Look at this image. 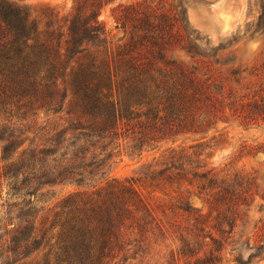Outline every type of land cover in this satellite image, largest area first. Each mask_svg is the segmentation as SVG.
<instances>
[{"label": "rangeland", "instance_id": "rangeland-1", "mask_svg": "<svg viewBox=\"0 0 264 264\" xmlns=\"http://www.w3.org/2000/svg\"><path fill=\"white\" fill-rule=\"evenodd\" d=\"M6 1L24 7L39 30L52 24L65 32L60 41L70 38L78 0ZM90 1L104 33L80 41L91 51L127 48L128 58L173 63L189 85L191 126L160 137L124 127L79 148L69 135L54 144L49 131L33 141L36 127L70 122L82 108L73 54L64 60L59 112L0 94V264H84L85 254L61 255L64 203L112 183L137 196L116 264H264V0ZM35 148L55 154L31 161ZM96 160L102 166L93 172ZM59 163L62 172H53Z\"/></svg>", "mask_w": 264, "mask_h": 264}, {"label": "trees", "instance_id": "trees-1", "mask_svg": "<svg viewBox=\"0 0 264 264\" xmlns=\"http://www.w3.org/2000/svg\"><path fill=\"white\" fill-rule=\"evenodd\" d=\"M95 9V1L78 0L76 15L67 27L70 38L62 42L65 32L59 34L52 24L39 30L24 7L0 0V94L3 97L21 96L30 103L50 102L55 106L52 110L59 112L55 108L62 93L61 85L65 83L62 78L69 68L64 60L71 54V58L77 55V67L71 72L72 90L81 99L77 118L69 122L60 117L62 122L52 128L36 127L33 141L43 131L42 134L49 131L56 136L54 144H61L60 138L69 135L70 144L79 148V142L110 138L119 135L124 127L127 131L142 128L146 134L159 137L184 132L191 126L189 120L193 117L188 82L176 78L173 63L160 65L161 61L128 58L127 48L116 53L107 48L102 52L89 50L87 43L78 37L104 33ZM52 149L42 148L38 152L37 148L31 149L29 160L38 158V153L52 151L53 155ZM99 161H95L93 172L102 166ZM60 166L61 163L52 167L53 172H62ZM41 168L43 164L38 169ZM8 174L6 177L16 183V175ZM71 176L63 179L81 181ZM136 202V192L121 183H112L97 193L70 196L64 203L70 212L59 236L61 255L78 252L80 256L85 254L84 264H116L124 249L122 227L129 206Z\"/></svg>", "mask_w": 264, "mask_h": 264}]
</instances>
